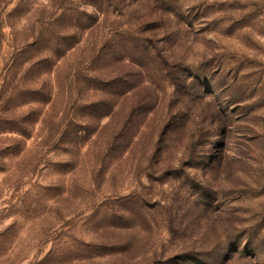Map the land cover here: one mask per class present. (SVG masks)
I'll use <instances>...</instances> for the list:
<instances>
[{"label":"rangeland","instance_id":"374dc122","mask_svg":"<svg viewBox=\"0 0 264 264\" xmlns=\"http://www.w3.org/2000/svg\"><path fill=\"white\" fill-rule=\"evenodd\" d=\"M0 264H264V0H0Z\"/></svg>","mask_w":264,"mask_h":264}]
</instances>
